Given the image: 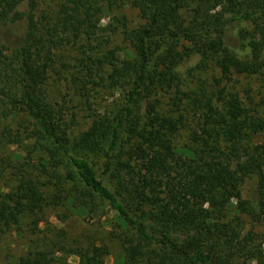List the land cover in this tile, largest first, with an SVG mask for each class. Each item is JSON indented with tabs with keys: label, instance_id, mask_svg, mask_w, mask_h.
I'll use <instances>...</instances> for the list:
<instances>
[{
	"label": "trees",
	"instance_id": "16d2710c",
	"mask_svg": "<svg viewBox=\"0 0 264 264\" xmlns=\"http://www.w3.org/2000/svg\"><path fill=\"white\" fill-rule=\"evenodd\" d=\"M107 3L143 22L102 25ZM19 23L0 39V115L27 116L40 160L0 190V239L25 220L36 233L48 208L98 222L85 238L52 226L16 264H53L74 246L78 264H107L112 243L113 264H264V0H0V25ZM108 26L127 46L93 43ZM65 72L91 105L107 89L124 98L74 141L77 115L49 90ZM241 75L259 78L257 101Z\"/></svg>",
	"mask_w": 264,
	"mask_h": 264
},
{
	"label": "rangeland",
	"instance_id": "374dc122",
	"mask_svg": "<svg viewBox=\"0 0 264 264\" xmlns=\"http://www.w3.org/2000/svg\"><path fill=\"white\" fill-rule=\"evenodd\" d=\"M106 5L108 8L104 11L101 20L104 26L108 23H111L110 25L113 26L117 23L116 20L124 19V17L130 26H137L143 22L139 11L130 4H121L120 7L112 6L108 3ZM24 27V23L10 24L7 26L0 25V39L6 42H12L15 40V35L20 34V29L24 30ZM15 29L17 31H15ZM110 29L111 27L108 26L107 29L99 31L100 34H98V39L94 40L93 43L103 50H109L115 47L124 48L127 46L122 40V37L119 34H113ZM70 50V54H65L64 60L71 59L78 54L76 48ZM198 59V56H194L183 62L181 69L187 72L188 69L197 63ZM64 75L67 79L64 78ZM197 76L198 75L195 74L194 77L197 78ZM201 78L210 80L211 75L203 73ZM236 78L238 79L237 88L239 87L242 91H245V89L251 87L255 95V100L257 101L260 97L258 86L259 78L247 77L245 75ZM70 79L71 74L67 72L63 73L59 78H51L49 90L51 93L52 91L56 93L58 99H60V103H65L69 106L67 112L70 114L75 112V115H77L76 123L72 124L69 130L70 137L72 141H74L80 137L82 132L86 131L91 126L96 113H104L107 109V112L111 109H116V105L118 103L121 105L124 98L120 91L107 89L97 94L96 97H99L97 100L98 103L91 105L85 100H82L83 98L75 93V84L71 83ZM26 127L30 129L33 127V124L23 112H20L16 117H2V115H0V190L3 192L11 190V187L15 185V179L22 175L29 162L38 163L40 160L38 156L40 155L39 153H29L30 140H25L24 134ZM1 137H4L3 141ZM95 160L97 161V159ZM42 169L43 168H41V170ZM52 209L53 208H48L44 220L40 222V230L36 233L32 232L29 220H25L19 230L12 228L1 236L0 264H16L19 258L27 255L32 248L40 247L45 243V240L50 239L53 229L52 226L63 227L66 230L70 229L73 235L78 234L80 238H85L88 236L87 234L95 228L98 222L97 214L93 216L88 214L85 216V220L81 216H74L72 220L60 222L55 217ZM111 215H113V213L108 209H106L103 214V220L108 219V221H106V227H108V229L112 227V221L108 218ZM42 237L45 238L42 239ZM74 247L73 253L57 252L56 256L58 258L53 264H78L82 256V248L80 246ZM116 253H118V245L112 243L111 254L106 258L107 264L114 263Z\"/></svg>",
	"mask_w": 264,
	"mask_h": 264
}]
</instances>
